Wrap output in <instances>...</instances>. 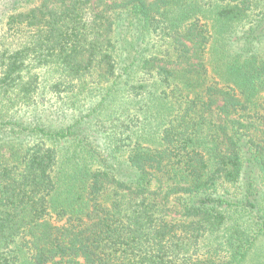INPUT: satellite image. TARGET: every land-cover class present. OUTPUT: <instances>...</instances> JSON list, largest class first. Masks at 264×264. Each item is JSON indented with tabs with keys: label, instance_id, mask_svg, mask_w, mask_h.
I'll list each match as a JSON object with an SVG mask.
<instances>
[{
	"label": "trees",
	"instance_id": "trees-1",
	"mask_svg": "<svg viewBox=\"0 0 264 264\" xmlns=\"http://www.w3.org/2000/svg\"><path fill=\"white\" fill-rule=\"evenodd\" d=\"M122 83L115 140L75 137ZM262 238L264 0H0V264H247Z\"/></svg>",
	"mask_w": 264,
	"mask_h": 264
},
{
	"label": "rangeland",
	"instance_id": "rangeland-1",
	"mask_svg": "<svg viewBox=\"0 0 264 264\" xmlns=\"http://www.w3.org/2000/svg\"><path fill=\"white\" fill-rule=\"evenodd\" d=\"M176 57L177 55H172L168 67L174 72L172 81L176 84H180V83L182 84V81L184 80V78H186L187 74L189 73L187 71V65H186L187 59L177 60ZM136 75H139V79L142 77V74L140 72H138ZM145 84L148 85V87H151L153 84V80H149ZM115 88L113 90V93L117 94L115 98L112 97L107 98L108 100L104 103V105L98 107V112L95 113L96 114L95 116L89 117L88 119L84 120L81 124H78L77 126L74 127L72 133L75 137H78L81 140H83L84 138H89L93 141V146L95 147H99V146L104 147L107 144H110V142H113L115 140V138L111 139L109 134H112L114 130H117V132H119L120 126L123 125L124 117L120 116L121 111L127 110V105H130L131 103L134 104L132 107L134 106L139 107L142 105L140 104L141 103L140 101L135 100V98L133 99L131 89L128 86L122 83L121 85H118L117 89ZM99 90L100 89H96L93 92L94 97L93 98L91 97V99H86L85 97L81 98L80 99L81 101H79V108L77 110L70 111L71 109H69L68 113L66 110H64L66 114L64 116H61V118L65 117L67 114L76 116L77 113L80 112L82 109L88 108L91 105H97L100 102L102 95L104 94V92H98ZM145 102L149 103L150 101L149 99L146 98ZM145 102L143 104H146L145 109H147V103ZM58 104L59 103L55 101V99H51L50 101L47 100L44 101V105H42L44 106L43 111L46 115H49V119H53L57 117L54 116L55 114L52 110L55 107H57ZM134 111L141 114V108ZM35 113H39V112H35ZM12 116L15 119L22 118L24 120H28L29 117L27 115V112H24V110L18 113H13ZM73 135H70L71 139L73 138ZM66 142H68L69 144L74 143L72 142V140H68ZM172 214L174 215L175 218L180 216V214L177 213L176 211L173 212ZM247 264H264L263 238L261 241L258 242L256 249L253 250Z\"/></svg>",
	"mask_w": 264,
	"mask_h": 264
}]
</instances>
